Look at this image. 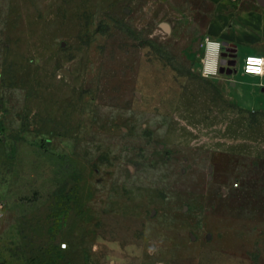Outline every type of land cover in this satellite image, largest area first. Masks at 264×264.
Returning <instances> with one entry per match:
<instances>
[{"label": "rangeland", "instance_id": "374dc122", "mask_svg": "<svg viewBox=\"0 0 264 264\" xmlns=\"http://www.w3.org/2000/svg\"><path fill=\"white\" fill-rule=\"evenodd\" d=\"M222 2L0 0V264H264L262 92L202 75Z\"/></svg>", "mask_w": 264, "mask_h": 264}, {"label": "crops", "instance_id": "0c3cea01", "mask_svg": "<svg viewBox=\"0 0 264 264\" xmlns=\"http://www.w3.org/2000/svg\"><path fill=\"white\" fill-rule=\"evenodd\" d=\"M212 26V39L221 42L222 45L228 44L229 47L234 50L236 65L233 68L232 78L237 86L236 76L238 71H236V66L238 59L242 57V52L251 49L257 54L264 55V0H223L220 5V12L215 16ZM224 51L225 48L223 46L222 53ZM220 74L221 73L218 75ZM232 90L233 86L229 88V95ZM259 90L262 94L259 96L260 100L256 105L257 107H250L246 95L242 97L243 102L238 105L251 111L264 110V88ZM252 91L254 93L258 92L256 88ZM237 103L239 102L237 101ZM18 151L19 149L16 141L0 139V200H3L5 203L7 202L5 205L7 214L9 213L12 215L15 213L10 220L13 222L11 224L13 226L20 224V219L16 214L19 210L15 208L16 200L14 198L16 195V183L14 178H17L19 175L17 172L9 173V177L13 178V182H10L9 184L1 179H6L8 177L7 170H4L6 167L5 165L9 159L18 156ZM13 186L15 187L13 188ZM8 200L12 202L9 207ZM12 229H10L11 232L15 231Z\"/></svg>", "mask_w": 264, "mask_h": 264}, {"label": "clouds", "instance_id": "9594fccd", "mask_svg": "<svg viewBox=\"0 0 264 264\" xmlns=\"http://www.w3.org/2000/svg\"><path fill=\"white\" fill-rule=\"evenodd\" d=\"M210 55L204 61L202 75L204 77L215 76L218 72V52L220 51V42L205 39ZM242 75L249 78L251 84L257 89L264 88V55L255 53L248 49L242 52Z\"/></svg>", "mask_w": 264, "mask_h": 264}, {"label": "water", "instance_id": "95a60500", "mask_svg": "<svg viewBox=\"0 0 264 264\" xmlns=\"http://www.w3.org/2000/svg\"><path fill=\"white\" fill-rule=\"evenodd\" d=\"M223 46L225 48V51L222 53L223 59H221L220 73L232 74L233 73V67L236 65V60L235 59L227 60L226 56L229 55V53H234V50L232 48H230L228 44H223ZM64 72L67 73V71H65V70H64Z\"/></svg>", "mask_w": 264, "mask_h": 264}, {"label": "built area", "instance_id": "2783aa9c", "mask_svg": "<svg viewBox=\"0 0 264 264\" xmlns=\"http://www.w3.org/2000/svg\"><path fill=\"white\" fill-rule=\"evenodd\" d=\"M234 1H237V0H234ZM208 39H210V40H212V41H216V40H214V39H212V38H208ZM220 51L218 52V65H219V67H218V72H217V75L220 73V67H221V58H222V51H223V45H222V43L220 42ZM210 55V53H209V49H208V46L205 44V57H204V59H203V61H202V72H203V68H204V61H206V59L208 58V56ZM217 75H215V76H217ZM215 76H209V77H215ZM61 246L63 247V248H66V246H67V244L66 243H63V244H61Z\"/></svg>", "mask_w": 264, "mask_h": 264}, {"label": "trees", "instance_id": "16d2710c", "mask_svg": "<svg viewBox=\"0 0 264 264\" xmlns=\"http://www.w3.org/2000/svg\"><path fill=\"white\" fill-rule=\"evenodd\" d=\"M60 250H62L61 247H60Z\"/></svg>", "mask_w": 264, "mask_h": 264}, {"label": "flooded vegetation", "instance_id": "af4514ba", "mask_svg": "<svg viewBox=\"0 0 264 264\" xmlns=\"http://www.w3.org/2000/svg\"><path fill=\"white\" fill-rule=\"evenodd\" d=\"M221 59H223V58H221ZM232 60V59H231Z\"/></svg>", "mask_w": 264, "mask_h": 264}]
</instances>
